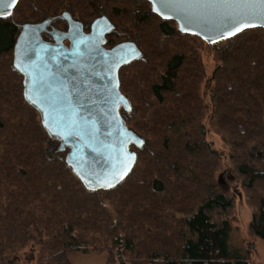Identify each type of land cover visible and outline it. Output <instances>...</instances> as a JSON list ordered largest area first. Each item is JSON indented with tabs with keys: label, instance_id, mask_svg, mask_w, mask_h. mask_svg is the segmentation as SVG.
<instances>
[{
	"label": "trees",
	"instance_id": "trees-1",
	"mask_svg": "<svg viewBox=\"0 0 264 264\" xmlns=\"http://www.w3.org/2000/svg\"><path fill=\"white\" fill-rule=\"evenodd\" d=\"M62 9L138 22L144 58L121 68L120 87L132 107L122 114L145 143L110 190H89L68 168L13 66L19 24ZM188 39L206 43L146 0H19L0 18V264H71L70 252L116 248L133 264H251L231 244L233 196L206 137L207 71ZM212 45V120L233 149L232 180L256 194L250 230L264 241V29Z\"/></svg>",
	"mask_w": 264,
	"mask_h": 264
},
{
	"label": "water",
	"instance_id": "water-1",
	"mask_svg": "<svg viewBox=\"0 0 264 264\" xmlns=\"http://www.w3.org/2000/svg\"><path fill=\"white\" fill-rule=\"evenodd\" d=\"M146 1L153 13L175 21L179 31L198 36L208 45L248 29H264L257 21H249L258 26L229 36L220 22L221 10L200 9L199 17L185 19L159 0ZM18 2L0 0V18L11 15ZM56 18L19 24L13 66L23 76L26 101L40 114L50 139L58 142L57 151L68 168L89 190H110L133 170L137 149L145 143L122 114L132 107L120 87L121 68L143 59L144 52L135 40L107 47L108 37L118 30L106 14L85 22L66 10L61 16L65 30L52 25Z\"/></svg>",
	"mask_w": 264,
	"mask_h": 264
},
{
	"label": "rangeland",
	"instance_id": "rangeland-1",
	"mask_svg": "<svg viewBox=\"0 0 264 264\" xmlns=\"http://www.w3.org/2000/svg\"><path fill=\"white\" fill-rule=\"evenodd\" d=\"M144 5L147 6L146 4ZM134 6L136 7L137 5ZM104 14L109 16L118 28V35L116 34L114 39H110L111 45L114 44V41L118 43L126 40H135L138 43L139 28L137 20H132L126 14L117 18L110 16L107 12ZM194 42L197 44L196 47ZM188 45H191L192 48H202L201 54L207 71L206 78L201 85L202 96L210 106V110L204 120L207 129L206 137L220 154V172L225 178V184H228L226 187L229 188V192L233 196V207L228 212L232 224L231 244L233 247L243 250V252L247 254L251 264H264V241L250 230V221L255 211L254 203L256 201L254 198L256 194H253V191H249L243 185L241 179L232 180L234 175L233 149L230 144L224 140L219 129L214 125V121L212 120L211 89L213 82L211 81V76L216 65L215 47L213 45H208L207 42L200 43L193 39H188ZM124 118H126V116H124ZM54 144L55 143L52 142L50 145V152L55 146ZM142 191L143 190L140 192ZM138 200V208L142 209L146 207L141 197ZM69 258L71 264H133V261L130 260L131 258L121 255V249L119 248L111 251L93 250L89 253L70 252Z\"/></svg>",
	"mask_w": 264,
	"mask_h": 264
},
{
	"label": "snow or ice",
	"instance_id": "snow-or-ice-1",
	"mask_svg": "<svg viewBox=\"0 0 264 264\" xmlns=\"http://www.w3.org/2000/svg\"><path fill=\"white\" fill-rule=\"evenodd\" d=\"M12 2L15 3L16 0ZM153 2L155 4L157 0ZM159 3L164 8L182 15L185 19L199 17L200 13L197 10L200 9L221 10L219 12L220 22L228 30L229 36L244 28L258 26L257 23L249 21H257L258 24L264 25V0H159ZM107 186L112 185L107 184Z\"/></svg>",
	"mask_w": 264,
	"mask_h": 264
},
{
	"label": "flooded vegetation",
	"instance_id": "flooded-vegetation-1",
	"mask_svg": "<svg viewBox=\"0 0 264 264\" xmlns=\"http://www.w3.org/2000/svg\"><path fill=\"white\" fill-rule=\"evenodd\" d=\"M66 10L65 9H62L61 11H59L58 13L54 14V15H48V16H56L57 18L52 22V25L61 29V30H65L67 28V24L65 22V20L63 18H61V16L64 14ZM46 17V16H45ZM118 29V28H117ZM89 29H87L86 31H88ZM113 34H117L118 35V32L117 33H113ZM46 39H49L47 36H46ZM110 36L108 37V44H107V47H111L115 44H110L111 40H110ZM119 43V42H118ZM68 44V43H66Z\"/></svg>",
	"mask_w": 264,
	"mask_h": 264
}]
</instances>
